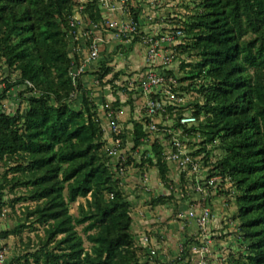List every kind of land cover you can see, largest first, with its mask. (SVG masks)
Returning a JSON list of instances; mask_svg holds the SVG:
<instances>
[{
	"label": "trees",
	"instance_id": "obj_1",
	"mask_svg": "<svg viewBox=\"0 0 264 264\" xmlns=\"http://www.w3.org/2000/svg\"><path fill=\"white\" fill-rule=\"evenodd\" d=\"M194 3V15L182 22L189 41L184 38L179 46L198 58L182 78L189 82L183 89L205 97L194 106L201 120L192 137L202 139V146L192 155L219 141L224 156L212 164L209 176H220L236 189L242 242L247 243L234 264H264V0ZM79 5V0H0V72L7 68L19 76L15 82L4 79L0 98L18 84L31 94L25 113L0 112V161L14 164V176L5 181L12 191L24 187L28 192L15 202L35 203L28 215L45 229L40 249L30 254L37 264H148L142 258L150 252L136 243L133 206L119 171L137 161L128 150L115 165L91 91L71 75L80 63L77 53L72 56L71 37ZM85 7L84 17L101 24L97 4ZM111 71L103 62L96 73L102 79ZM133 123L131 150L149 144L141 166L156 167L170 184L172 166L162 145L149 137L140 119ZM119 137L120 148L127 149V130ZM210 159L208 152L201 161ZM79 198L86 202L75 216L70 207ZM168 199L153 196L151 203Z\"/></svg>",
	"mask_w": 264,
	"mask_h": 264
},
{
	"label": "rangeland",
	"instance_id": "obj_2",
	"mask_svg": "<svg viewBox=\"0 0 264 264\" xmlns=\"http://www.w3.org/2000/svg\"><path fill=\"white\" fill-rule=\"evenodd\" d=\"M140 2L141 5L143 4L142 7L145 8V12L149 13L152 8L150 1L141 0ZM160 3L159 13L171 14V18L176 24L184 22L195 13L196 4L194 0H160ZM188 41L189 38L185 37V42L188 43ZM197 60V56L181 49L173 63V69L181 76L187 75L193 69L190 63H196ZM8 77H10L11 82H15L19 76L16 72L9 73L7 68L0 72V95H3V89L6 85L4 79ZM25 89V85L18 84L7 91L6 95L0 98V112L14 114L20 110L25 113L28 107L26 97L31 95L29 92H25ZM194 97L201 103L205 102L204 95L196 89L194 90ZM76 105H78V102H76ZM129 105V108L125 111V116L128 118L131 115L134 119L135 115L130 113V111L135 112L134 102L130 100ZM107 107L109 109L106 103ZM120 125L122 126L121 123ZM201 141L202 139L198 144L192 145L191 149L193 151L201 150ZM131 148L132 146H129L130 151L128 153L137 161L138 165L131 169L135 174V178L125 180L124 184L131 198V194L134 193L135 201L132 202L133 221L139 216L141 217L143 213L148 220L158 219V222L154 221L152 223L153 225H159L156 226V231L159 232L154 233H158V237L162 242L164 239L161 235L166 231L167 234L169 233L170 239L173 238L170 242L175 245V248L173 247L175 251H173V255L167 264H196L200 259V250L206 246L209 250L205 258L206 264H234L235 261L240 259L243 253L246 252L247 243L242 242L243 235L240 230L239 210L236 204V189L229 182H222V188L216 194L200 195V198L195 199V193L191 190L194 175L181 173L176 165H171L170 177L172 180L170 184H165L160 180L156 184V187H160L158 190L154 187L151 177H149L153 174L149 170L148 163L146 162L141 166V160L144 157L143 152L151 149V146L149 144L143 145L137 150H131ZM208 152L211 153V159L208 162L202 160V164L205 167L204 171L209 175L212 173V164L222 159L224 152L220 148L219 141L213 144L208 143L199 156L203 157ZM125 153L127 155V152ZM13 165V162L0 161V183L5 185L3 189H0V246H3L7 251V264H37L30 254L40 249L41 240L45 238V229L39 223H35V219L28 215L29 210L35 206L34 202L14 201L16 198L26 196L28 192L24 187H18L12 191L10 185L5 181V177L11 179L14 176L10 170ZM150 168H152L151 165ZM156 174L160 179V174L158 172ZM184 174L185 178L183 177ZM184 179H187V181H184ZM147 187H150V190H147ZM152 193L165 195L170 199L164 204L153 205L151 203ZM85 202V198H79L71 205V213L78 216L79 204ZM188 206L194 209L200 206H210L212 208L215 218L211 220L206 232L200 230L194 223L195 221L185 215ZM192 223L193 227L190 226ZM78 230L85 238V246L89 247L90 243L83 234L82 226L78 227ZM137 233L134 231L136 243L140 246L141 243L138 241ZM141 236L143 237V235ZM170 245L172 244L170 243ZM149 255L142 258L143 263L157 264L160 262L159 255L156 254L151 257ZM40 264L44 263L41 262Z\"/></svg>",
	"mask_w": 264,
	"mask_h": 264
},
{
	"label": "built area",
	"instance_id": "obj_3",
	"mask_svg": "<svg viewBox=\"0 0 264 264\" xmlns=\"http://www.w3.org/2000/svg\"><path fill=\"white\" fill-rule=\"evenodd\" d=\"M79 1L80 5L71 20V24L77 27V32L71 36L72 56L74 58L76 49L73 46L80 34L85 40L88 56L73 67L71 75L74 82L78 83L89 63L101 57L105 45L110 41H115L118 47H123L122 53L128 52L134 43H141L145 48V66L136 73L119 78V90L142 103L143 115L140 120L149 137L162 145L164 158L176 165L181 173L194 175L191 190L201 196L219 192L222 188V178L210 177L204 171L202 157L192 155L191 144L199 142V137H192V128L198 127L201 118L194 114L197 102L194 90L183 89L189 82L182 80L183 76L173 69L179 46L184 43L183 24L174 23L169 13H159L160 0H149L152 6L149 13L145 12L141 0ZM89 2L97 4L102 16L101 24L84 17L83 10ZM133 8L139 9L137 14H134ZM142 16L147 18L150 28L144 27ZM107 125L114 135L111 154L117 165L119 160L126 159V153L120 148L119 135L123 128L118 114L111 108L107 111ZM126 170L127 168L120 167V174L125 175ZM147 190H150V187H147ZM185 215L194 220L203 232L207 231L211 220L215 218L210 206L190 208ZM145 240H148L147 237ZM208 252V246L203 247L196 264H206ZM156 254V249L150 250V256ZM0 264H7V251L3 246H0Z\"/></svg>",
	"mask_w": 264,
	"mask_h": 264
},
{
	"label": "crops",
	"instance_id": "obj_4",
	"mask_svg": "<svg viewBox=\"0 0 264 264\" xmlns=\"http://www.w3.org/2000/svg\"><path fill=\"white\" fill-rule=\"evenodd\" d=\"M141 21L144 24L145 28L151 27L145 16L141 17ZM73 48L76 49L75 53L78 54L80 61H83L88 56V49L86 47L85 40L81 36V34L79 35V37H77V40ZM122 49L123 47H118L117 42L110 41L107 45H105L104 52L102 53L101 57L89 63L86 66V71L81 75L80 79L83 81L84 85L91 91V94L97 104L98 113L103 118L104 124L106 126V138L110 146H112L113 143V134L111 133L107 125V111L111 108L116 112V114H118V118L120 123L122 124V127L127 130L128 147L127 149H124V151L127 152L128 150L130 151L129 146L134 145L133 117L130 115V117L126 118L125 116V111L130 106L129 101L132 100L134 102L135 112L133 113L132 111H130V113L135 115L134 119L137 120L140 119L143 115V110L141 109L142 103L137 102L134 99V97L124 94L119 90L120 87L117 85V80L121 77L130 75L131 73H136L137 71L144 68L145 48L141 43L137 42L134 43L131 46L130 50L126 53H122ZM103 62L111 66L112 71L109 72L107 75H105L102 79H100L99 75L96 72L101 67ZM117 101H119L120 105H117L116 107H112V104ZM106 103L107 106H109V109L108 107L106 108ZM133 167L135 168L134 164L128 166L125 176L123 178L124 183L125 180L128 181L130 178H135V174H133L131 170ZM148 167L149 170L151 171V174L155 175L154 178L153 175L149 177H151V181L153 182L154 187H156V184L159 183V181L161 180V178L159 179L156 174L157 172L159 173V171L156 167H152V168H150V166ZM128 175H130V177H128ZM156 189L159 190L160 187H156ZM131 195L132 198L131 196H129V200L130 201L132 200L131 202H134L135 201V198L133 197L134 193ZM152 195L158 196L156 193H152ZM194 197L196 199V198H200L201 196L200 194L195 193ZM190 208L191 207L188 206V209ZM144 216L145 215L143 213L141 217L139 216L133 221L132 228L135 232H138L137 233L138 234L137 237L139 238L138 241L141 243L140 245L145 247L148 252H150L151 249L157 250V255H159V258L161 259L160 262L157 264H167L171 256L173 255V251H175L174 249L175 245L172 242H170L172 241L173 238L170 239L169 233L167 234L166 231H164L165 233H162L161 235L162 239L164 240H162L161 242L158 237L159 236L158 233H154V232H159L156 231L157 229L156 226L158 227L159 225L152 224L154 221L158 222V219L148 220ZM190 226L193 227V223ZM141 235H143V237ZM146 237L148 239L147 241L145 240ZM170 243L172 245H170Z\"/></svg>",
	"mask_w": 264,
	"mask_h": 264
}]
</instances>
